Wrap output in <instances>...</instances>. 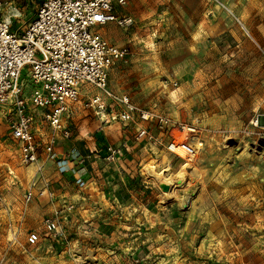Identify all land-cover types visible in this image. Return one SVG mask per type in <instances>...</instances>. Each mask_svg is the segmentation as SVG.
<instances>
[{
    "label": "rangeland",
    "instance_id": "rangeland-1",
    "mask_svg": "<svg viewBox=\"0 0 264 264\" xmlns=\"http://www.w3.org/2000/svg\"><path fill=\"white\" fill-rule=\"evenodd\" d=\"M0 1L2 17L16 33L29 26L41 3ZM117 14L133 24L124 28L111 22L99 29L129 52L110 70V88L176 125L161 134L157 123L149 124L159 144L138 141L135 126L123 127L131 134L125 142L134 163L126 187L134 190L138 206L132 227L116 229L115 238L132 244L114 245L108 258H96L93 250L92 256L76 254V261L65 263L264 264V0H127ZM1 111L0 264H49L40 242L25 251L29 233L38 232L40 239L48 235L46 218L34 216L33 200L24 201L37 167L20 162ZM179 123L198 127L204 143L196 166L183 171L182 189L190 196L183 207L171 197L163 201L162 188L150 175L152 169L166 176L181 170L185 160L166 150ZM42 166L46 176L73 171L65 163Z\"/></svg>",
    "mask_w": 264,
    "mask_h": 264
},
{
    "label": "built area",
    "instance_id": "built-area-1",
    "mask_svg": "<svg viewBox=\"0 0 264 264\" xmlns=\"http://www.w3.org/2000/svg\"><path fill=\"white\" fill-rule=\"evenodd\" d=\"M126 4L127 0H42L29 26L16 33L11 21L2 17L0 1V111L6 113L10 137L19 146L20 162L37 167L24 195L26 203L38 192L53 196L41 172L42 159L53 161L57 141L71 137L78 107L91 111L103 125L135 126V139L149 144L160 143L150 123H157L161 134L176 125L110 88V70L129 52L106 40L99 29L111 22L130 27L133 20L117 14ZM84 86L91 89L83 92ZM176 129L166 150L176 157L197 155L198 145L191 139L198 138V127L179 123ZM128 146H106L104 160L115 162ZM43 225L46 233L58 235L55 219L46 218ZM39 242L38 232L28 234V245Z\"/></svg>",
    "mask_w": 264,
    "mask_h": 264
},
{
    "label": "crops",
    "instance_id": "crops-1",
    "mask_svg": "<svg viewBox=\"0 0 264 264\" xmlns=\"http://www.w3.org/2000/svg\"><path fill=\"white\" fill-rule=\"evenodd\" d=\"M94 117L91 111L78 107L71 121V138H60L54 147L57 160L61 161L42 159L53 168L65 163L66 169H73L49 174L50 177L44 175L53 196L38 192L29 206L36 209V218H52L58 223V235L45 234L40 239L42 257L49 264H66V259L76 261V254L92 256L93 250L96 258H108L117 249L114 245L125 249L132 244L126 237L115 238L116 229L132 227L133 208L138 206L132 200L134 190L126 187L134 170L131 152L125 151L115 162L104 160L106 146L129 141L131 134L123 132L124 126L120 125V129L115 122L103 125ZM42 186L40 183L37 189ZM85 228L91 231L87 233ZM32 250L30 245L25 248L29 253Z\"/></svg>",
    "mask_w": 264,
    "mask_h": 264
},
{
    "label": "bare ground",
    "instance_id": "bare-ground-1",
    "mask_svg": "<svg viewBox=\"0 0 264 264\" xmlns=\"http://www.w3.org/2000/svg\"><path fill=\"white\" fill-rule=\"evenodd\" d=\"M191 143H193V145L195 144L198 145V149H197L198 156L197 155L183 156L182 159H184L185 161L184 164L181 166L182 167L181 170L180 171L178 170L177 174L166 176L165 174H163V172L157 173L156 171H154V169L150 171V175L152 179L155 181V183L158 186H160L163 183L164 184L167 183L170 186L169 191L164 192L162 190L163 201L167 200L168 197H171V199L175 200L177 204L180 205V207H183L184 205L186 206L189 203V199H187L186 197H190L189 194L187 193V190L182 189V187H185L184 185L187 184V177H186L187 173L185 174V172L183 171L186 167L190 168L196 166L198 157L201 155V152L203 151V147H204V143H202V141L199 138L191 139ZM195 171H194V175L199 177L198 170L196 172ZM183 191L185 196L181 194V192Z\"/></svg>",
    "mask_w": 264,
    "mask_h": 264
},
{
    "label": "water",
    "instance_id": "water-1",
    "mask_svg": "<svg viewBox=\"0 0 264 264\" xmlns=\"http://www.w3.org/2000/svg\"><path fill=\"white\" fill-rule=\"evenodd\" d=\"M160 187L162 188V190H163L164 192H167V191H169V189H170V186L167 185V184H164V183L161 184Z\"/></svg>",
    "mask_w": 264,
    "mask_h": 264
},
{
    "label": "trees",
    "instance_id": "trees-1",
    "mask_svg": "<svg viewBox=\"0 0 264 264\" xmlns=\"http://www.w3.org/2000/svg\"><path fill=\"white\" fill-rule=\"evenodd\" d=\"M42 1V0H41Z\"/></svg>",
    "mask_w": 264,
    "mask_h": 264
}]
</instances>
